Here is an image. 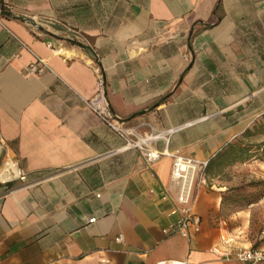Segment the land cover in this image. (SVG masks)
Returning a JSON list of instances; mask_svg holds the SVG:
<instances>
[{"label": "crops", "instance_id": "0c3cea01", "mask_svg": "<svg viewBox=\"0 0 264 264\" xmlns=\"http://www.w3.org/2000/svg\"><path fill=\"white\" fill-rule=\"evenodd\" d=\"M1 1L0 170L46 177L0 178V264H238L213 248L264 247V196L223 208L213 166L194 186L199 230L164 232L180 217L172 156L123 147L85 103L102 88L137 136L176 128L151 145L196 159L261 141L264 0Z\"/></svg>", "mask_w": 264, "mask_h": 264}, {"label": "built area", "instance_id": "2783aa9c", "mask_svg": "<svg viewBox=\"0 0 264 264\" xmlns=\"http://www.w3.org/2000/svg\"><path fill=\"white\" fill-rule=\"evenodd\" d=\"M1 1V0H0ZM4 4L3 1H1ZM1 6V5H0ZM6 6V5H5ZM0 7V15L2 13ZM71 39H77V34L71 30L69 32ZM47 67L46 62L37 57V59L27 66L29 73L37 74L42 73ZM85 103L103 120V122L114 132H116L124 141L123 147L138 148L146 161L154 162L158 160L163 154H170L172 156L171 165V181L175 186V199L178 204L173 208L172 213L180 212L179 219L164 229L166 233H179L185 237H189L192 231H198L200 228V218L192 211L194 186L197 179L205 182L204 172L208 165V159H196L188 156H183L177 152H168L166 147L156 148L151 145L155 140L163 139L165 144L169 140V135L176 130V128H166L163 130H153L146 136H137L134 129L124 126L121 119L114 115L107 107L104 99L103 89L92 98L85 100ZM11 160H5L4 166L1 170L6 173L11 168ZM17 178L22 180L21 187H28L31 184L41 181L44 177H39L30 181L26 180L25 173L19 168H16V173L12 172ZM51 175V174H49ZM47 175V176H49ZM89 222L95 221V217H91ZM116 240H122V235L116 237ZM232 240L229 234L222 237L224 243H228ZM214 253L219 256H224L228 260L234 259L238 264H256L264 262V247H244L238 249L234 254L227 248L215 246L213 248ZM101 264H109L107 260H102ZM156 264H167L165 261H159ZM168 264H186V261H171Z\"/></svg>", "mask_w": 264, "mask_h": 264}, {"label": "rangeland", "instance_id": "374dc122", "mask_svg": "<svg viewBox=\"0 0 264 264\" xmlns=\"http://www.w3.org/2000/svg\"><path fill=\"white\" fill-rule=\"evenodd\" d=\"M261 134V139L264 140V133ZM213 168L214 171H219L218 179L225 184L227 189L235 188L240 194L246 196L256 194H259L258 198L264 196V155L256 154L255 156L243 160L227 161L220 165H214ZM206 171L207 170H205L204 175H206ZM210 181L212 182L211 179L207 178L206 182L203 183L211 186L212 183H210ZM238 199L239 198H235L230 202L224 203L223 208L234 209L247 204L246 201Z\"/></svg>", "mask_w": 264, "mask_h": 264}, {"label": "trees", "instance_id": "16d2710c", "mask_svg": "<svg viewBox=\"0 0 264 264\" xmlns=\"http://www.w3.org/2000/svg\"><path fill=\"white\" fill-rule=\"evenodd\" d=\"M0 7L5 13L7 11L6 6L0 1ZM251 129L246 130V136L251 133ZM255 133H264V119L257 121L254 125ZM253 132V133H254ZM256 154L264 155V140L247 143L241 141H233L229 143L227 146L222 148L219 152L215 154L213 158H211L208 162L206 170L214 165H220L227 161H237L249 158L251 156H255ZM259 197V194L256 195H243L240 194L235 188H226L221 191V202L224 204L226 202H230L232 199L239 198L238 200L250 202ZM243 198V199H241Z\"/></svg>", "mask_w": 264, "mask_h": 264}, {"label": "water", "instance_id": "95a60500", "mask_svg": "<svg viewBox=\"0 0 264 264\" xmlns=\"http://www.w3.org/2000/svg\"><path fill=\"white\" fill-rule=\"evenodd\" d=\"M38 29L42 33L47 34L46 37L48 38V40L55 42L54 36L50 32H47L42 26H38Z\"/></svg>", "mask_w": 264, "mask_h": 264}, {"label": "bare ground", "instance_id": "6f19581e", "mask_svg": "<svg viewBox=\"0 0 264 264\" xmlns=\"http://www.w3.org/2000/svg\"><path fill=\"white\" fill-rule=\"evenodd\" d=\"M13 171L16 173V168H15V167H13V169H12L11 171L9 170L8 173H6V172L3 173V171L0 170V178H5V177H9V176L14 175V174L12 173Z\"/></svg>", "mask_w": 264, "mask_h": 264}]
</instances>
